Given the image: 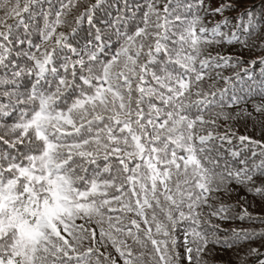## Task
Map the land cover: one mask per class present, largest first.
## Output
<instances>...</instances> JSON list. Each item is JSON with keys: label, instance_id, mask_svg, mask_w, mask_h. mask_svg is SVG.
Instances as JSON below:
<instances>
[{"label": "snow or ice", "instance_id": "snow-or-ice-1", "mask_svg": "<svg viewBox=\"0 0 264 264\" xmlns=\"http://www.w3.org/2000/svg\"><path fill=\"white\" fill-rule=\"evenodd\" d=\"M0 264H264V0H0Z\"/></svg>", "mask_w": 264, "mask_h": 264}]
</instances>
